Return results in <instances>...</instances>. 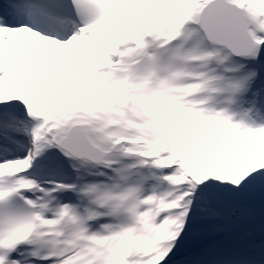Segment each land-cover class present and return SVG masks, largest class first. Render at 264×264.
I'll use <instances>...</instances> for the list:
<instances>
[{
    "label": "snow or ice",
    "instance_id": "6c2138e0",
    "mask_svg": "<svg viewBox=\"0 0 264 264\" xmlns=\"http://www.w3.org/2000/svg\"><path fill=\"white\" fill-rule=\"evenodd\" d=\"M0 264H264V0H0Z\"/></svg>",
    "mask_w": 264,
    "mask_h": 264
}]
</instances>
